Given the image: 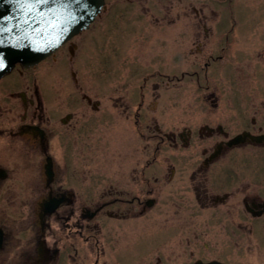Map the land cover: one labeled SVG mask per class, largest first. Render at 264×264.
<instances>
[{
    "label": "flooded vegetation",
    "instance_id": "af4514ba",
    "mask_svg": "<svg viewBox=\"0 0 264 264\" xmlns=\"http://www.w3.org/2000/svg\"><path fill=\"white\" fill-rule=\"evenodd\" d=\"M0 264H264V0H103L2 76Z\"/></svg>",
    "mask_w": 264,
    "mask_h": 264
},
{
    "label": "water",
    "instance_id": "95a60500",
    "mask_svg": "<svg viewBox=\"0 0 264 264\" xmlns=\"http://www.w3.org/2000/svg\"><path fill=\"white\" fill-rule=\"evenodd\" d=\"M85 13L77 0H0V53L6 67L30 66L44 59L70 37L87 28L103 0H88Z\"/></svg>",
    "mask_w": 264,
    "mask_h": 264
},
{
    "label": "rangeland",
    "instance_id": "374dc122",
    "mask_svg": "<svg viewBox=\"0 0 264 264\" xmlns=\"http://www.w3.org/2000/svg\"><path fill=\"white\" fill-rule=\"evenodd\" d=\"M106 45V44H105ZM104 46V45H103ZM102 46V49L100 48L98 52L95 51V46L93 47H88L87 48V52H88V57L84 60V62H82L83 64H86L84 66H82L81 69L83 72L86 70H90V75L88 73V71L84 72L86 74L85 78L83 79L85 82V87L88 89H96L98 87L97 90H99V92H126V90L133 88V86L137 83V81L131 80V79H127L128 77L126 76V71L124 70L123 66H121L122 68H120V70H117V72L115 73V75H111L110 71L111 69L108 68L107 65H105L106 70H104L105 68L102 65H99V71L97 73V77L95 79L92 78V71H95V65L96 62L101 61L102 63H105V61H109L110 59V54H109V48L108 45H106L105 47ZM82 51H84V49H82ZM83 55L84 52H83ZM81 56H82V52H81ZM96 57H98L97 60H94ZM103 58V60H102ZM45 66V63H43L42 66H40L38 69H36V71L41 72L43 70ZM101 66V68H100ZM94 67V68H93ZM84 77V74L82 76V78ZM57 82H55V86L54 88L60 90L61 92H73L75 89L74 83L71 79H69V85L68 87H63V81L61 80V77ZM98 78V79H97ZM64 79V78H63ZM96 80H98L99 85L96 83ZM64 90V91H62ZM106 93H104L105 95ZM106 98V97H105ZM168 98H171L170 94L168 93H164V96L161 98L160 100V104H159V109L162 110V112L164 113V118L173 115V113H179L180 115V119L184 118L185 120H187V115H188V101L189 98H185V97H181V101H180V107L179 108H174L173 106H171L170 101L168 100ZM171 106V107H170Z\"/></svg>",
    "mask_w": 264,
    "mask_h": 264
},
{
    "label": "snow or ice",
    "instance_id": "6c2138e0",
    "mask_svg": "<svg viewBox=\"0 0 264 264\" xmlns=\"http://www.w3.org/2000/svg\"><path fill=\"white\" fill-rule=\"evenodd\" d=\"M77 3L81 7V9L87 13L89 8L91 7L90 3L88 0H77ZM6 67V62L4 60L3 54L0 53V70H3Z\"/></svg>",
    "mask_w": 264,
    "mask_h": 264
}]
</instances>
